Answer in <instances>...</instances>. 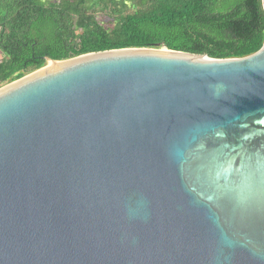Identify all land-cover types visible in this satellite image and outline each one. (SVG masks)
Segmentation results:
<instances>
[{"label":"water","instance_id":"obj_1","mask_svg":"<svg viewBox=\"0 0 264 264\" xmlns=\"http://www.w3.org/2000/svg\"><path fill=\"white\" fill-rule=\"evenodd\" d=\"M45 60L0 88V264H264V43Z\"/></svg>","mask_w":264,"mask_h":264},{"label":"trees","instance_id":"obj_2","mask_svg":"<svg viewBox=\"0 0 264 264\" xmlns=\"http://www.w3.org/2000/svg\"><path fill=\"white\" fill-rule=\"evenodd\" d=\"M263 43L261 0H0V86L46 58L164 46L232 59Z\"/></svg>","mask_w":264,"mask_h":264},{"label":"rangeland","instance_id":"obj_3","mask_svg":"<svg viewBox=\"0 0 264 264\" xmlns=\"http://www.w3.org/2000/svg\"><path fill=\"white\" fill-rule=\"evenodd\" d=\"M47 63H48V62H46V65H47ZM5 85H6V84H4V85L0 86V88H1V87H3V86H5Z\"/></svg>","mask_w":264,"mask_h":264},{"label":"bare ground","instance_id":"obj_4","mask_svg":"<svg viewBox=\"0 0 264 264\" xmlns=\"http://www.w3.org/2000/svg\"><path fill=\"white\" fill-rule=\"evenodd\" d=\"M49 63H52V62H48V64H49Z\"/></svg>","mask_w":264,"mask_h":264}]
</instances>
